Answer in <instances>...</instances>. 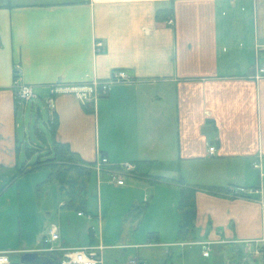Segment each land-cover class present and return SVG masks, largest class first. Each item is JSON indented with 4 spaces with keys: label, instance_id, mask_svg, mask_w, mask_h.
<instances>
[{
    "label": "crops",
    "instance_id": "crops-1",
    "mask_svg": "<svg viewBox=\"0 0 264 264\" xmlns=\"http://www.w3.org/2000/svg\"><path fill=\"white\" fill-rule=\"evenodd\" d=\"M170 5L171 22L158 21L156 11ZM96 41L102 50H95ZM256 60L264 61V0H0V204H39L45 225L49 221L37 245L27 239L0 250L37 249L55 229L58 246H107L104 264L134 257L145 264H224L215 259L217 245L260 238L264 77H253ZM118 70L129 81L111 83L93 105L71 93L54 96L57 141L85 161L104 156L112 165L133 162L138 174L157 178L132 175L117 185L107 184L103 171L95 173L101 195L128 196L113 214L119 219L115 236L107 237L108 208L90 204L92 190L87 212L79 215L62 207L55 183L38 186L41 171L9 182L20 162L17 111L27 103L15 101L14 85L28 84L35 97H49L55 84L107 80ZM141 166L148 169L141 172ZM16 180L25 184L12 193ZM183 187L195 191L201 240L218 242L207 257L200 246L194 256L190 245L176 240ZM238 188L244 195L233 196ZM142 202L144 219L152 212L156 221L145 223L141 235L131 228L119 241L122 220ZM260 247L254 260L264 264Z\"/></svg>",
    "mask_w": 264,
    "mask_h": 264
},
{
    "label": "trees",
    "instance_id": "trees-1",
    "mask_svg": "<svg viewBox=\"0 0 264 264\" xmlns=\"http://www.w3.org/2000/svg\"><path fill=\"white\" fill-rule=\"evenodd\" d=\"M173 16V5L165 8H159L155 13V18L158 21L168 20ZM57 120L54 117L48 119V127L51 133V145L48 143L44 148L43 154L38 153L36 162L22 163L15 165V169L9 182L14 178L40 167L48 169L47 177L38 184L39 187L45 186L49 183H55L58 188V192L62 200H64L63 208L75 212H87V205L89 196L91 193V183L95 179V161H85L80 155L73 151L68 143L60 142L55 139ZM36 133L39 134L38 130ZM20 147H17V153ZM39 151L36 148H25V154L29 157L34 152ZM44 157V158H42ZM137 166V165H136ZM142 177H147L149 180L157 179L151 176H145L141 173H137ZM163 178V177H162ZM167 179V178H163ZM175 181L181 182L180 179ZM203 188L213 191L215 193L226 192V189L218 188L216 186H202ZM245 190L238 188L233 191V196L244 195ZM147 204L142 202L132 206L128 213L132 215L136 213L141 215L146 209ZM179 221L177 225V242H192L201 240V236L198 233L196 227V203H195V191L193 188L183 187L181 195L177 204ZM216 251L220 252L224 259V264H249L246 260L243 244L238 241H225L217 245ZM42 262L41 264H58L62 253L56 252H41ZM168 264V263H166Z\"/></svg>",
    "mask_w": 264,
    "mask_h": 264
},
{
    "label": "rangeland",
    "instance_id": "rangeland-1",
    "mask_svg": "<svg viewBox=\"0 0 264 264\" xmlns=\"http://www.w3.org/2000/svg\"><path fill=\"white\" fill-rule=\"evenodd\" d=\"M47 97V94H39L38 97H32L31 100L27 101L24 107L20 106L18 108L17 116L18 123L20 126L18 130V135L19 145L21 147L19 162L20 166L22 163L36 162L38 153L43 154L45 152L44 148L47 145L45 141L48 143L49 146L51 145V133L48 127L49 110L47 105ZM31 101L34 102L33 106H31ZM36 130H38L39 134L36 133ZM42 137L44 138V141L42 140ZM26 147L36 148L39 151H36L29 157H27L25 154ZM146 169H148L146 166H141L140 171L145 172ZM35 172L37 174L36 176H39L40 173L42 174L39 176L40 179H45V167L35 169L32 174H34ZM104 173L106 174V172ZM30 176L32 175H28V177H26L27 182H31ZM131 178V175H125L126 181L131 180ZM4 180L5 177L0 178V186L3 185ZM12 184L13 187L10 190L13 193L18 184L24 185L25 182L22 183L21 180H16L12 182L11 185ZM97 187L98 186L96 183V179H94L91 183L92 196L90 198V204H93V207L97 206L98 204H103V207L107 205L109 216L106 220L107 223L104 229V233L107 237H114L115 232L113 233V229L115 230V223L117 226V220L119 223V219L114 220L113 214H115V210L118 211V208H122L125 206V204L121 203H123V200L125 201L128 196L122 197L120 194L113 191L108 192L107 195H101L100 189ZM149 193L151 194L152 192ZM135 203H138V201H136ZM43 209L44 208H41L39 204H33V206L30 208L27 206V204H0V247L10 249L18 248L24 245L27 239H29L31 243L37 245V242H39L41 238L40 235H42V232H44L45 230V226L49 222L47 220L45 225V210ZM110 209H112L111 212ZM142 214L137 215L136 213H133L132 215L126 216V218L122 220V231L121 233L119 232L121 240L119 241L122 242L123 240H127L129 234L128 231L131 232L134 228L138 229L137 234L141 235V232H143L144 230L145 223L153 224V222L157 219L152 214V212L148 213L145 219ZM189 248L193 252L194 256H196L198 250L197 245H190ZM245 257L249 264H259V260H254V258L257 256L254 257L253 255H245ZM215 259L218 261L224 260L222 258V255H220V252H218ZM183 264L191 263H189L188 259H186L185 263Z\"/></svg>",
    "mask_w": 264,
    "mask_h": 264
},
{
    "label": "built area",
    "instance_id": "built-area-1",
    "mask_svg": "<svg viewBox=\"0 0 264 264\" xmlns=\"http://www.w3.org/2000/svg\"><path fill=\"white\" fill-rule=\"evenodd\" d=\"M171 21V20H170ZM95 50H102V42H95ZM258 50V48H257ZM253 77L261 78L264 77V61L256 60L253 67ZM129 78L123 70H118L113 73V75L107 80H95L93 82L80 83V84H55L52 87L51 94L47 98V105L49 110V118H53L54 114V96L59 93H71L76 98L80 100L82 104L93 105L100 95L106 93L108 86L111 83L128 81ZM35 97L32 87L24 83H15L14 85V98L17 103L27 102ZM209 153L214 152V146H209ZM257 166V165H255ZM135 165L132 162H122L117 165H112L108 159L101 156L95 163L94 169L97 173L100 171L106 172L107 182L115 183L117 185H123L125 180V175H129L133 172ZM81 215V213H78ZM264 229V225H263ZM59 238V234L55 229H50L43 237V246L31 251L34 252H56L60 251L62 253L58 264H104V250L108 248L101 243L88 246L80 247H63L56 244ZM215 243L214 241H192L183 244H196L201 246V254L205 257L209 256L210 246ZM245 251L258 256L261 253L260 245L264 244V234L255 240H246ZM15 252L14 250H0V264H9L10 256ZM126 264H145L138 258L128 259Z\"/></svg>",
    "mask_w": 264,
    "mask_h": 264
},
{
    "label": "flooded vegetation",
    "instance_id": "flooded-vegetation-1",
    "mask_svg": "<svg viewBox=\"0 0 264 264\" xmlns=\"http://www.w3.org/2000/svg\"><path fill=\"white\" fill-rule=\"evenodd\" d=\"M23 251H15L10 256L9 264H41L42 255L40 253H36L35 258L33 260L27 261L26 259H22Z\"/></svg>",
    "mask_w": 264,
    "mask_h": 264
},
{
    "label": "water",
    "instance_id": "water-1",
    "mask_svg": "<svg viewBox=\"0 0 264 264\" xmlns=\"http://www.w3.org/2000/svg\"><path fill=\"white\" fill-rule=\"evenodd\" d=\"M35 255L36 253L32 251L23 252L22 259H26L27 261L33 260Z\"/></svg>",
    "mask_w": 264,
    "mask_h": 264
}]
</instances>
